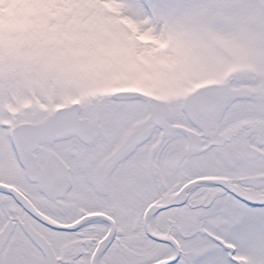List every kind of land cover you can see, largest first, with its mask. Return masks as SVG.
I'll return each instance as SVG.
<instances>
[{"label":"snow or ice","instance_id":"obj_1","mask_svg":"<svg viewBox=\"0 0 264 264\" xmlns=\"http://www.w3.org/2000/svg\"><path fill=\"white\" fill-rule=\"evenodd\" d=\"M0 264H264V0H0Z\"/></svg>","mask_w":264,"mask_h":264}]
</instances>
